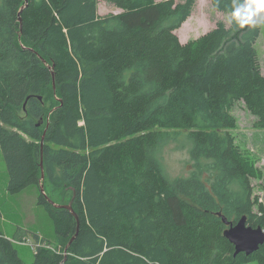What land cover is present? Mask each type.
Segmentation results:
<instances>
[{
  "label": "trees",
  "instance_id": "trees-1",
  "mask_svg": "<svg viewBox=\"0 0 264 264\" xmlns=\"http://www.w3.org/2000/svg\"><path fill=\"white\" fill-rule=\"evenodd\" d=\"M98 1L0 0L7 192L38 187L35 206L63 243L38 246L32 264H264V243L235 254L223 221L246 215L264 228L254 171L231 132L239 101L264 126L260 23L217 21L183 42L177 30L196 0H105L121 9L105 15ZM210 2L231 10L232 0ZM48 87L56 103L45 113ZM45 130L44 173L62 171L79 221L40 190ZM170 130L191 143L189 174L173 179L161 161L163 144L177 139ZM21 228L13 238L24 242ZM14 243L0 230V264H27Z\"/></svg>",
  "mask_w": 264,
  "mask_h": 264
},
{
  "label": "rangeland",
  "instance_id": "rangeland-1",
  "mask_svg": "<svg viewBox=\"0 0 264 264\" xmlns=\"http://www.w3.org/2000/svg\"><path fill=\"white\" fill-rule=\"evenodd\" d=\"M181 2L183 0H175ZM121 9L105 0L98 1V13L101 15L118 13ZM228 14L216 10L210 0H196L193 11L188 19L182 24L177 34L181 40L195 39L215 27L217 21H224L228 27ZM196 26H200L199 32H193ZM186 29V30H185ZM191 30V31H189ZM260 35L255 43L259 59L264 73V22L260 23ZM187 33L183 38V34ZM45 98V113L56 103V97L51 94V87L43 93ZM237 117V126L231 132L236 138L239 150L254 171L252 178L253 195L258 197L259 202L264 204V126L259 125L257 117L246 108L243 101H239L233 108ZM20 117H29L26 112L20 111ZM37 119H35L36 121ZM46 120H39L41 129L44 128ZM170 132H175L170 130ZM177 139H170L163 144L161 149V161L168 178L187 176L191 168L189 154L190 141L185 138L183 131L175 132ZM174 136L176 134H173ZM6 162L0 150V230L15 241V246L21 258L27 263L34 261L35 250L38 246L47 244L53 250L62 249L63 243L54 234L52 224L47 219L44 211L36 207L38 187L27 188L20 194L7 192L8 176ZM55 180L49 173H45L46 190L53 200L68 204L73 197L69 182L63 177L62 171L56 169ZM26 234V241L13 238L18 227ZM242 264H258L250 261Z\"/></svg>",
  "mask_w": 264,
  "mask_h": 264
},
{
  "label": "water",
  "instance_id": "water-1",
  "mask_svg": "<svg viewBox=\"0 0 264 264\" xmlns=\"http://www.w3.org/2000/svg\"><path fill=\"white\" fill-rule=\"evenodd\" d=\"M21 20V18H20ZM41 97V96H40ZM25 106V105H24ZM45 132L41 139V169H42V175H41V185L40 190L41 192L48 198L49 202L54 205L57 208H66L72 212V214L76 217L77 221H79L78 215L76 211L73 208L72 201L68 204H60L53 200H51L44 188L43 179L45 177L44 173V166H43V145H44V137ZM223 221L228 225V227L224 231V235L229 239L231 243L235 246V254L244 252L247 255H250L254 253L261 244L264 243V229L262 226L253 227L247 223V216L244 215L241 219H239L236 223H230L228 220L223 217ZM79 229V224L77 226V232ZM76 232V235H77ZM75 236H73L68 245L65 247V251H67L68 246L70 243L74 240Z\"/></svg>",
  "mask_w": 264,
  "mask_h": 264
},
{
  "label": "clouds",
  "instance_id": "clouds-1",
  "mask_svg": "<svg viewBox=\"0 0 264 264\" xmlns=\"http://www.w3.org/2000/svg\"><path fill=\"white\" fill-rule=\"evenodd\" d=\"M261 22H264V0H232L228 24L245 28Z\"/></svg>",
  "mask_w": 264,
  "mask_h": 264
},
{
  "label": "crops",
  "instance_id": "crops-1",
  "mask_svg": "<svg viewBox=\"0 0 264 264\" xmlns=\"http://www.w3.org/2000/svg\"><path fill=\"white\" fill-rule=\"evenodd\" d=\"M184 41V40H183ZM187 41V40H186Z\"/></svg>",
  "mask_w": 264,
  "mask_h": 264
},
{
  "label": "bare ground",
  "instance_id": "bare-ground-1",
  "mask_svg": "<svg viewBox=\"0 0 264 264\" xmlns=\"http://www.w3.org/2000/svg\"><path fill=\"white\" fill-rule=\"evenodd\" d=\"M264 229V228H263Z\"/></svg>",
  "mask_w": 264,
  "mask_h": 264
}]
</instances>
